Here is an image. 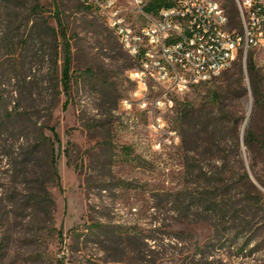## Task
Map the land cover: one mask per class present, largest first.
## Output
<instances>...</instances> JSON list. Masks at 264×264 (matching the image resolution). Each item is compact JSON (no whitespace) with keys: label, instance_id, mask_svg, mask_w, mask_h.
Wrapping results in <instances>:
<instances>
[{"label":"rangeland","instance_id":"rangeland-1","mask_svg":"<svg viewBox=\"0 0 264 264\" xmlns=\"http://www.w3.org/2000/svg\"><path fill=\"white\" fill-rule=\"evenodd\" d=\"M59 19L72 50L67 94ZM231 28L242 29L238 13ZM250 56L264 98L262 40L246 62L175 97L161 114L180 136L169 144L149 114L121 107L136 62L98 10L0 0V118L19 105L61 138L57 173L47 151L28 162L26 119L0 123V264H264V101Z\"/></svg>","mask_w":264,"mask_h":264},{"label":"built area","instance_id":"built-area-1","mask_svg":"<svg viewBox=\"0 0 264 264\" xmlns=\"http://www.w3.org/2000/svg\"><path fill=\"white\" fill-rule=\"evenodd\" d=\"M99 11L121 45L135 60V88L121 101L124 111L138 107L153 118L164 141L179 142L162 113L173 112L177 95L211 81L236 61L246 62L251 48L264 40V0H236L242 29L231 28L221 0H80Z\"/></svg>","mask_w":264,"mask_h":264},{"label":"trees","instance_id":"trees-1","mask_svg":"<svg viewBox=\"0 0 264 264\" xmlns=\"http://www.w3.org/2000/svg\"><path fill=\"white\" fill-rule=\"evenodd\" d=\"M224 1L226 3L225 4L226 8L230 7V12L233 18H235L236 13L239 14L238 8H235L233 4L235 0H224ZM83 5L87 9H93L89 6H86L85 4ZM161 5L162 4L159 0H155L153 1V3H151V5L147 9L148 11L156 12L157 9L161 7ZM59 25L61 26V33L60 35L55 34V36H56V41H58V39L61 38V44L63 45L65 49V61H64L63 76H62L61 82L64 88V92L67 94L69 93L70 88H71L70 73H71L72 50H71V44L69 40L67 39L66 30L64 26L62 25L61 19H59ZM49 28H51L53 32H56V28L50 27V26ZM53 55L55 58V63L58 64V60H57L58 52H55ZM248 70H249V76H250V82H251V89L255 96L256 103L259 105L264 101L263 94H262L263 93L262 92V79H261V75L259 73V70L252 56H250L248 60ZM59 87L60 85H57V88ZM0 97H1V94H0ZM67 105H68V101L65 102L64 107H67ZM35 116H36L35 112H27V111L19 112V105H16L10 112H7L5 117L0 118V123L2 124L9 123V122L11 123V121L12 120L14 121L16 117L17 119L19 118L26 119L29 122L30 127L33 128L32 131L28 133L27 139H26L27 153H28V156L32 157V158L29 157L28 162L29 163L32 162L31 160H33L34 158L37 159L38 156L43 151L45 152L47 151V153L49 152V155L51 157L50 163L51 165L55 166V171L57 172L56 150H57V146L61 144V138L55 126L45 125L41 123L40 120ZM194 117H195V111L191 108L189 109L188 107H184L178 113L179 120L185 124H188L189 126L193 124ZM46 128L51 130L52 135H48L45 132ZM253 140H254V133L251 131H248L246 138H245L246 145L251 146V143H253ZM241 179L248 181L249 180L248 174L246 173L243 174L241 176ZM252 185L255 186L254 184ZM43 193L44 195H47V196L49 195V192L46 189L44 190ZM258 201L252 202V201L247 200L245 208L250 209V208L257 207L256 205L259 204ZM234 212H235V215L239 214L237 209Z\"/></svg>","mask_w":264,"mask_h":264}]
</instances>
